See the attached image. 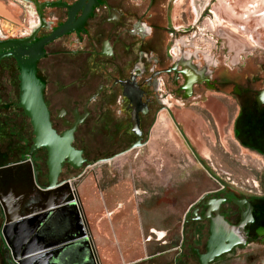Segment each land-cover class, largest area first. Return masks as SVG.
I'll return each instance as SVG.
<instances>
[{"label":"flooded vegetation","instance_id":"af4514ba","mask_svg":"<svg viewBox=\"0 0 264 264\" xmlns=\"http://www.w3.org/2000/svg\"><path fill=\"white\" fill-rule=\"evenodd\" d=\"M52 1L73 5L77 0ZM246 1L97 0L82 24L46 43L37 72L45 83L50 121L58 134L73 129L72 145L83 158L78 168L64 162L61 173L80 170L77 176H82L95 163L124 156L131 161L134 150L154 147L155 141L169 135V127L161 124L176 118L173 108L196 110L195 103H208L211 95L227 108L224 130L228 135L233 131L231 138L252 118L263 121L264 77L253 78L247 73L252 49L243 34L252 6L245 10ZM69 11L58 4L46 6L42 20L38 18L20 35L36 29V39L47 38L69 20ZM82 13L77 11L75 20ZM262 51L264 54V47ZM4 63L13 74L17 68L19 88L15 58L2 59L0 67ZM178 131L198 159L190 134L184 128ZM137 142L142 145L130 149ZM33 159L40 183L48 184L46 148L34 151ZM122 171L109 170L114 175ZM248 204L253 215V222L245 227L248 244L254 236L257 203L252 195H236L225 185L205 192L190 205L179 245L153 251L144 260L152 264H200L198 254L205 253L209 237V215L215 216L210 208L217 205L219 213L236 225ZM72 219L56 230L77 235ZM170 230L148 228L149 236L160 243L166 242Z\"/></svg>","mask_w":264,"mask_h":264},{"label":"rangeland","instance_id":"374dc122","mask_svg":"<svg viewBox=\"0 0 264 264\" xmlns=\"http://www.w3.org/2000/svg\"><path fill=\"white\" fill-rule=\"evenodd\" d=\"M248 6H252L251 16L245 21L248 28L243 36L250 44L252 58L247 73L259 78L264 77V0H248L245 10ZM28 20L29 28L37 23L31 13ZM24 30L23 27L16 29L14 34L10 30L9 36H19ZM14 77V89L18 93L17 74ZM210 98L208 103H195L196 110L173 108L176 118L163 120L161 124L169 127V135L155 141L154 147L134 150L131 161H117L109 166L92 165L79 178L80 170L62 172L59 180H75L79 211L94 255L92 258L88 256L87 241L75 240L80 233L65 235V232L56 230L69 219L54 216L51 211L48 217L38 220L36 228L28 229V243L34 241L33 245H48L61 239L69 243L62 249L51 250L43 264H85L87 260L91 264L93 261L122 264L156 250L174 248L180 244L183 219L190 205L205 192L225 185L236 195H252L262 206L256 212V222L252 226L254 236L248 244L220 256L214 264H264V120L252 118L231 138L233 131L228 135L224 130L228 121L227 108L213 95ZM253 98L254 94L251 104ZM251 106L254 107L255 103ZM178 128H184L190 134L191 147L196 150L198 159L185 144ZM4 154L0 151V163ZM109 170L123 171L114 175ZM67 189L68 186L63 189L59 201L68 194ZM34 200L30 198L29 201ZM3 222L0 204V264H15L2 239ZM40 227L45 229L40 230ZM149 227L157 230L169 228L170 236L164 243L157 242L154 236H149ZM171 253L168 260L172 262L174 251ZM137 264H152V261L143 260Z\"/></svg>","mask_w":264,"mask_h":264},{"label":"water","instance_id":"95a60500","mask_svg":"<svg viewBox=\"0 0 264 264\" xmlns=\"http://www.w3.org/2000/svg\"><path fill=\"white\" fill-rule=\"evenodd\" d=\"M26 1L35 7L39 20H42L43 11L46 6L58 4L70 11L69 20L61 25L51 36L44 39H36V29H32L30 34L19 36H3L0 33V62L2 59L11 56L17 62L19 72L18 105L29 118L34 135L29 153L23 159L0 165V177L4 178V184L15 191H20L24 202L21 213H16L8 207L7 199L0 192V204L4 217L1 229L2 239L10 250L15 264L46 263L47 256L51 255V250L54 248L62 249L69 241L61 239L54 243L50 242L48 245H33L34 241L32 243H28L27 241L28 229L36 228L38 220L41 221L48 217L51 211L54 213V216H61L64 219H71L74 211L75 216L72 219V223L75 222V227L81 234L75 240L79 238L89 243L87 254L92 258L94 255L93 248L89 242L88 233L79 211L75 180L74 178L59 180L64 162H67L74 168H78L81 166L83 158L81 151L75 149L72 145L73 129L63 134H58L52 126L49 110L44 100L45 83L43 78L38 75L37 62L43 54V47L46 43L61 34L69 32L73 26L82 24L98 2L97 0H77L73 5H69L68 2L61 4L53 1L50 2V0ZM79 10H82V16L75 20V15ZM134 123L137 127L136 120ZM141 145L140 142H137L130 149L140 147ZM40 148H46L47 150L48 184L40 183L39 170L33 159L34 151ZM131 155L132 153L130 157ZM127 158L129 157L124 156L109 159L103 165L109 166L117 161L129 162ZM97 164L102 163H95V165ZM79 177L81 175L77 176V178ZM67 186V190H69L67 198L57 201L56 198L62 194L63 189ZM36 196L40 197L36 199ZM30 198H35V200L30 202ZM214 201L219 202L220 200L215 199ZM209 204L212 206L211 201H209ZM239 204L241 205V202ZM36 207H39V209ZM210 210L215 212V216L209 215V237L205 253L198 254L200 264H210L219 256L230 252L235 246H245L247 244L245 227L247 224L253 222V215L249 204L247 210L242 214L241 221L236 225L228 222L219 213L217 205L211 207ZM49 221L53 222L50 219ZM44 229V227L43 229L40 227V230ZM150 255L151 253L122 264H134L148 258ZM93 264L97 263L93 261Z\"/></svg>","mask_w":264,"mask_h":264},{"label":"crops","instance_id":"0c3cea01","mask_svg":"<svg viewBox=\"0 0 264 264\" xmlns=\"http://www.w3.org/2000/svg\"><path fill=\"white\" fill-rule=\"evenodd\" d=\"M30 13L38 21L35 7L28 1L0 0V33L3 36H9L12 28L23 27L29 30L28 14ZM14 86V74L9 70V65L4 63L0 67V151L5 153V157L0 165L23 159L29 153L34 137L33 129L31 130L32 139L30 136L29 129L32 128L30 120L18 105L19 88L18 93H15ZM3 180L4 178L0 177V192L7 199L8 207L16 213H21L24 205L21 192L5 185ZM67 196L68 194L64 199ZM56 199L59 201V197ZM74 214L73 211V217Z\"/></svg>","mask_w":264,"mask_h":264},{"label":"trees","instance_id":"16d2710c","mask_svg":"<svg viewBox=\"0 0 264 264\" xmlns=\"http://www.w3.org/2000/svg\"><path fill=\"white\" fill-rule=\"evenodd\" d=\"M15 73L17 74V68H16V70H15ZM261 200H263V199H261ZM256 203H257V202H256ZM260 206H262L261 203H259V204L257 203V207H258V209H259ZM67 249H68V248H67ZM67 249H66V250H67Z\"/></svg>","mask_w":264,"mask_h":264},{"label":"built area","instance_id":"2783aa9c","mask_svg":"<svg viewBox=\"0 0 264 264\" xmlns=\"http://www.w3.org/2000/svg\"><path fill=\"white\" fill-rule=\"evenodd\" d=\"M17 29V28H16ZM15 28H12L11 30H12V32H13V34H14V31L16 30Z\"/></svg>","mask_w":264,"mask_h":264}]
</instances>
